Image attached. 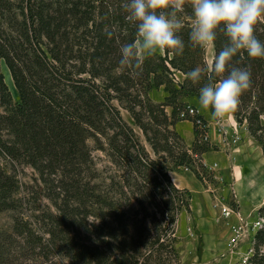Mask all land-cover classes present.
Returning <instances> with one entry per match:
<instances>
[{
	"label": "trees",
	"instance_id": "trees-1",
	"mask_svg": "<svg viewBox=\"0 0 264 264\" xmlns=\"http://www.w3.org/2000/svg\"><path fill=\"white\" fill-rule=\"evenodd\" d=\"M127 2L0 0V65L5 61L19 99L0 66V155L34 168L55 207L35 204L26 219L18 180L0 164V211L15 213L13 232L2 244L8 261L15 245L21 248L15 259L26 264H180L177 225L181 212L191 211L192 192L178 187L171 171L185 168L213 182L203 154L218 148L202 140L209 132L204 116L198 114L202 128L179 116L190 106L186 98L199 100L207 74L197 84H176L174 71L203 70L207 52L190 40L194 16L186 4L178 33L182 55L157 53L136 71L121 66V46L137 38ZM256 36L264 42V22ZM227 42L217 31L214 57ZM232 67L250 70L252 80L232 114L264 152V58L242 51ZM163 85L169 95L154 102L150 92ZM114 100L130 112L145 142ZM180 120L194 122L191 147L176 129ZM94 150L104 158L96 159ZM258 215L245 264H264V205Z\"/></svg>",
	"mask_w": 264,
	"mask_h": 264
},
{
	"label": "rangeland",
	"instance_id": "rangeland-1",
	"mask_svg": "<svg viewBox=\"0 0 264 264\" xmlns=\"http://www.w3.org/2000/svg\"><path fill=\"white\" fill-rule=\"evenodd\" d=\"M206 52V60H212L214 58V47L207 48ZM5 64V61H1V71L12 91L14 101L19 102L14 81L11 84L12 76L9 77L6 74ZM175 72L176 70L174 71V77L176 79L175 83L177 84ZM150 97L154 102H163L160 101V87L152 90ZM197 100V98L185 99L190 106H195L193 102L197 103ZM114 105L118 107L123 118L135 131L142 135V139L145 142L142 131L134 122L130 112L118 100H114ZM239 126L238 122L233 123L230 115L223 122L222 127L212 118V129L209 128V132H235L234 137H236L238 136L236 134H240L238 132H242ZM177 131L179 133L181 132L178 129ZM242 140L243 138L241 137L237 142L233 141L234 148H239L242 145ZM90 144L91 146L95 145L93 140H90ZM212 145L216 146L218 150L221 149L216 144ZM245 153V156L241 160L236 161L240 163V169L235 168V165H230L228 162L225 163L224 168L218 171L209 167L215 173L213 182H203L194 176L192 181L187 177L190 173L185 168L171 171L179 173L184 181H188L192 185L190 191L196 197V203L198 204V209L191 207V211L183 210L181 212V222H179V217L176 232V246L180 255V264H245L251 255L254 240L252 229L261 221L258 210L264 205V201L259 206L256 204L258 202H256L254 197L248 196L264 194V165H261L262 168L255 172L256 164L259 162L255 149L251 146ZM94 155L96 159L99 156L104 158V154L97 150H94ZM0 164L8 173L14 174L18 180L16 197L22 203L21 210L26 219H32V215L34 214L33 210L36 207L35 204L40 208L55 209L51 200L45 196L44 184L39 179V174L34 168L27 165H19L16 162L11 163V160L3 155H0ZM252 164H254V169L252 168ZM237 192L247 197L245 200L249 207H251L247 215H241L240 211L242 208ZM224 205H229L236 214L232 217L225 218L222 215ZM14 214L12 210L0 211V264H26V260L23 258L18 257V260L15 259L17 252L21 249L19 246L16 248L13 245L10 257L11 261L7 260L6 250L4 251V248H2V244L6 243V236L13 232ZM235 224L243 226L240 233H235L232 230V226Z\"/></svg>",
	"mask_w": 264,
	"mask_h": 264
},
{
	"label": "clouds",
	"instance_id": "clouds-1",
	"mask_svg": "<svg viewBox=\"0 0 264 264\" xmlns=\"http://www.w3.org/2000/svg\"><path fill=\"white\" fill-rule=\"evenodd\" d=\"M186 4L194 16L190 31L194 46L214 47L217 31L228 41L203 70L197 67L185 75L197 84L207 74L198 102L203 109L212 110L213 119L222 127L252 83L250 70L232 67L229 71V63L242 51L253 59L264 58V42L256 36L257 24L264 22V0H128L123 7L127 20L136 27L137 38L121 46L119 63L136 71L157 53L182 55L185 45L178 33L184 27L180 14Z\"/></svg>",
	"mask_w": 264,
	"mask_h": 264
},
{
	"label": "crops",
	"instance_id": "crops-1",
	"mask_svg": "<svg viewBox=\"0 0 264 264\" xmlns=\"http://www.w3.org/2000/svg\"><path fill=\"white\" fill-rule=\"evenodd\" d=\"M175 76L177 77L178 83L183 82L185 79V74L182 73L181 71H176ZM168 95H169V92L166 90V88L163 86L160 87V101H164ZM193 103H194V105H195L194 107L196 108L198 113L200 115L204 116V118L209 122V128L212 129L211 124H212V118L213 117H212L211 110L210 109H208V110L203 109L199 105L198 100H197V103L196 102H193ZM167 112L171 116L172 112H173V108L168 106ZM230 116L232 117L233 123L234 122L237 123L234 115L230 114ZM176 127L178 130L181 131L180 133L185 138L188 146H190V147L193 146L194 142L196 141L194 122L190 121V120H182V121H179L177 123ZM239 127H240L242 132H238V133H240L243 140H242V145H240L239 148H237V149L234 148V146L232 147V145L230 143H228V139H230V134L233 135V133H235V132H226V133L225 132H216V133L215 132H209L210 142L212 144L218 145L221 149L220 150H209L203 154L204 162L208 167H213V166H215V164H217L215 166V169H216V171H218L219 169L224 168L225 163L228 162V163H230V165H235V168L240 169L239 168L240 163H237L236 161L241 160V158L245 156L246 150H249V147L252 146V148L255 149V151H256V156H257V159L259 161L257 164L255 162V164H256L255 172H257L258 170H260L262 168L261 165H264V152L262 151L261 145L250 135V133L247 130L246 124L240 125ZM239 151H240V153H239ZM254 161H255V159H254ZM252 168L254 169V164H252ZM188 172L190 174H188L187 177L193 181V176L196 177L194 172L191 170H188ZM237 174H238V172H237ZM171 176L173 178V181L175 182V184L178 187L189 188V189L192 188V185L188 181H184V179L182 177H180L179 173L171 172ZM220 176L224 177L222 175H220ZM237 196H238L239 201L241 203V208H242L240 211L241 215L242 214L247 215L248 212H250L251 207H249L247 201L245 200L247 198L246 195L243 196L241 193L239 194V192H237ZM248 197H254L256 202H258L256 204H258L259 206L264 201V194H259V195L255 194L253 196L249 195ZM248 202L250 203V201H248ZM197 205L198 204L196 203V197L194 195H192L191 207L198 209ZM181 221H182V214L180 216L179 222H181ZM255 233L253 234V236L255 235Z\"/></svg>",
	"mask_w": 264,
	"mask_h": 264
},
{
	"label": "built area",
	"instance_id": "built-area-1",
	"mask_svg": "<svg viewBox=\"0 0 264 264\" xmlns=\"http://www.w3.org/2000/svg\"><path fill=\"white\" fill-rule=\"evenodd\" d=\"M198 111L196 110V108L194 106H189V108L185 111H182L180 113V118L182 119H185V118H188V117H193V119L196 121V123L198 124L199 127H204V123H203V119L201 117H198ZM206 127V126H205ZM209 127V126H208ZM226 133V132H225ZM234 134L231 135L230 134V139H228V143H230L232 146L233 145V141L234 142H237L238 140H240V134H236L238 136L234 137ZM202 140L204 141H210L209 140V132H205L202 134ZM217 164H215L216 166ZM215 166H213L212 168L215 169ZM235 213V211L229 206V205H224L223 208H222V215L225 217V218H229V217H232ZM259 223V224H258ZM258 226H260L261 224V221L258 222ZM243 228L242 225L240 224H235L232 226V230L235 232V233H240L241 229Z\"/></svg>",
	"mask_w": 264,
	"mask_h": 264
},
{
	"label": "bare ground",
	"instance_id": "bare-ground-1",
	"mask_svg": "<svg viewBox=\"0 0 264 264\" xmlns=\"http://www.w3.org/2000/svg\"><path fill=\"white\" fill-rule=\"evenodd\" d=\"M4 67H5V70H6V74H8L9 75V77H11V73H10V70H9V68L7 67V65L5 64L4 65ZM11 84H13V79L11 80ZM259 224V223H258ZM258 224L252 229V232L253 233H255L256 232V230L258 229Z\"/></svg>",
	"mask_w": 264,
	"mask_h": 264
},
{
	"label": "water",
	"instance_id": "water-1",
	"mask_svg": "<svg viewBox=\"0 0 264 264\" xmlns=\"http://www.w3.org/2000/svg\"><path fill=\"white\" fill-rule=\"evenodd\" d=\"M16 92H17V89H16ZM18 93V92H17Z\"/></svg>",
	"mask_w": 264,
	"mask_h": 264
}]
</instances>
